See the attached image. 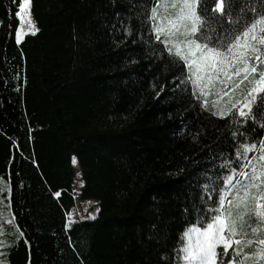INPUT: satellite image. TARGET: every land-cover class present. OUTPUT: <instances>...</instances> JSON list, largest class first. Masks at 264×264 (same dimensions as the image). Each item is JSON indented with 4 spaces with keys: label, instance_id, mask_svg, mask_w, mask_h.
<instances>
[{
    "label": "trees",
    "instance_id": "16d2710c",
    "mask_svg": "<svg viewBox=\"0 0 264 264\" xmlns=\"http://www.w3.org/2000/svg\"><path fill=\"white\" fill-rule=\"evenodd\" d=\"M21 2L0 0V260L182 264L183 231L215 206L241 144L264 138V114L201 106L153 38V0H31L39 31L17 43ZM77 199L97 216L69 221Z\"/></svg>",
    "mask_w": 264,
    "mask_h": 264
},
{
    "label": "snow or ice",
    "instance_id": "6c2138e0",
    "mask_svg": "<svg viewBox=\"0 0 264 264\" xmlns=\"http://www.w3.org/2000/svg\"><path fill=\"white\" fill-rule=\"evenodd\" d=\"M30 8L31 0H22L15 13L20 18L17 43L39 31ZM146 18L153 38L181 67L183 82L202 107L243 123L256 120L254 105L264 114V11L248 0H153ZM217 18L228 29L218 30L222 24ZM235 155L237 165L227 167L223 187L215 189V206L182 233V264H220L222 257L227 258L225 264L264 262V138L243 142ZM4 246L0 240V249Z\"/></svg>",
    "mask_w": 264,
    "mask_h": 264
},
{
    "label": "rangeland",
    "instance_id": "374dc122",
    "mask_svg": "<svg viewBox=\"0 0 264 264\" xmlns=\"http://www.w3.org/2000/svg\"><path fill=\"white\" fill-rule=\"evenodd\" d=\"M30 15H31V19L36 25V22L31 14V8H30ZM73 167L75 169L74 190L76 196H79L81 187L83 185V181L81 178L80 166L76 158H73ZM98 210H99V206L97 201L77 199L75 208L72 210L71 214L69 215V221L80 220V219H93L97 216Z\"/></svg>",
    "mask_w": 264,
    "mask_h": 264
}]
</instances>
